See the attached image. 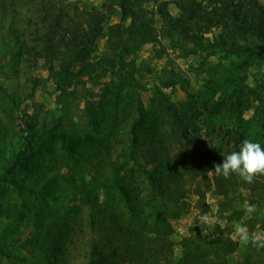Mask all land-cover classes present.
Returning a JSON list of instances; mask_svg holds the SVG:
<instances>
[{
    "label": "rangeland",
    "instance_id": "1",
    "mask_svg": "<svg viewBox=\"0 0 264 264\" xmlns=\"http://www.w3.org/2000/svg\"><path fill=\"white\" fill-rule=\"evenodd\" d=\"M59 1L51 25L37 20L42 0L17 15L0 0V264H264V249L232 237L234 222L264 231V176L204 200L194 186L245 139L264 147V39L243 29H264V0ZM186 144L211 163L165 172L182 190L168 204L132 162L119 168L138 176L133 205L109 170L100 183L98 164L75 163L136 147L152 168L156 145L165 160ZM245 200L258 208L247 219ZM202 213L214 231L193 225Z\"/></svg>",
    "mask_w": 264,
    "mask_h": 264
},
{
    "label": "trees",
    "instance_id": "2",
    "mask_svg": "<svg viewBox=\"0 0 264 264\" xmlns=\"http://www.w3.org/2000/svg\"><path fill=\"white\" fill-rule=\"evenodd\" d=\"M13 1L15 4V10L14 13L17 15L19 13V7L23 6V5H28L31 6L33 5L34 0H10ZM0 9H1V5H0ZM62 11H63V7L60 3L59 0H42V8L40 10V18L38 17V21L44 20L46 23H50L51 25H53L56 22H59L62 19ZM9 13V12H8ZM3 15L5 13H2ZM7 14V13H6ZM244 30H247L249 32L250 35H256L259 36L261 38L264 39V29L260 26V25H255L251 22L244 21ZM179 26V24H178ZM175 27V28H178ZM47 27V26H46ZM48 28V27H47ZM246 32V31H245ZM247 33V32H246ZM40 34V32H39ZM48 34V32L46 33V35ZM49 61L51 62V60L49 59ZM108 125L110 127L113 126V122L109 121ZM133 143L132 145H138L140 143L139 138H137V132L133 131ZM109 135V134H108ZM107 135V139L106 142L109 141V136ZM178 137L182 138V140H185L187 138H185V133H180L178 132ZM101 138V137H100ZM240 142L242 141L241 138L238 139ZM91 145L95 147L98 146V142L95 141L93 143V140L89 139ZM122 141V140H120ZM119 142V140H118ZM122 143V142H121ZM103 145H107L104 144L102 141L100 142V146ZM131 145V146H132ZM91 146V147H92ZM186 148L184 150H182L181 157H179V155L176 156H167V159H163L162 155H160L159 151H162L159 147L156 145V151L154 152V154L152 155L153 161H154V165L152 166V168H148V164L150 163V159L148 158V155H143L146 159V161L144 163H142V161H139V154H136V147H128L129 151L125 152V153H118V156H124L126 155L128 160H124V161H108L106 160V155L104 157L103 152H98L97 149H95L94 151H90L88 153V155H81L84 157H80L79 159L75 160V163L78 164L81 160L83 164H91L93 166H96L98 169L96 170L98 173H100V183L104 182V180H107L108 178L106 177L107 174V170H109L110 172V177H113L112 181H115L116 183V187L120 188L121 193L127 198V202L129 204H135L138 200H140V191H138L137 187L135 186V184L137 183V175L135 173V171L133 172L131 169H129L130 174L132 175V179H128V181L125 179V177H121L120 175H122L121 173V168H119L120 166H124L125 163L127 164H131L135 167L138 168V170H145L143 171L147 178L154 183V186L152 188H150L149 194L152 195V193L154 194L155 191L153 190L154 187L156 189V193L154 195V198H156L157 196L161 198V200L165 201L166 204H168V202H175L178 201L179 197L182 194V190L179 189L180 187L175 185L170 187L169 185H167V183H165V181L163 182V176L165 174V172L168 171V176L173 179V180H177V178H180L178 175V168L176 166H179V163L181 165H183V168L186 170V172L188 173H192L191 169H190V164L194 163L196 159H198L200 161V164L202 163V161H207V164H210V157L206 156L203 153V150L198 146V145H187L186 144ZM158 148V149H157ZM206 156V157H203ZM83 158V159H81ZM181 158V159H180ZM149 159V160H148ZM217 159V157H216ZM164 160V161H163ZM132 165H130V167H132ZM172 166H175L174 168ZM79 167V165H78ZM95 167V168H96ZM214 166H209V167H205L203 173H201L200 178L197 179V181L195 182V194L201 199L204 200L206 198V195L209 191H216L219 194L222 195H227L229 192H231V189H237L238 186L241 183V179L233 174L230 178L225 179L222 176H216L215 174L212 175H208V171H214L213 169ZM137 170V169H135ZM170 170V171H169ZM174 170V171H172ZM132 172V173H131ZM173 172V173H172ZM159 174L160 178L157 177L156 174ZM127 175V173H126ZM120 176V179H119ZM162 177V178H161ZM198 178V177H195ZM94 179V180H93ZM99 179L98 175L94 176L93 174L91 175V181H93L92 183L96 182ZM169 187L171 189H169ZM32 190H36V191H40L39 187L36 188H30V191ZM169 190V191H168ZM148 194V195H149ZM140 198V199H139ZM264 222V219H263ZM130 243V240H127ZM217 241H219V239L217 238ZM228 245V244H227ZM137 247V245H136ZM138 252V251H135ZM224 259H226V257H224ZM223 259V260H224ZM200 263H205L204 261H200ZM223 263V262H222Z\"/></svg>",
    "mask_w": 264,
    "mask_h": 264
},
{
    "label": "clouds",
    "instance_id": "3",
    "mask_svg": "<svg viewBox=\"0 0 264 264\" xmlns=\"http://www.w3.org/2000/svg\"><path fill=\"white\" fill-rule=\"evenodd\" d=\"M223 162L214 164V171H208V175L215 174L225 179L233 174L237 175L247 184H254L258 177L264 176V147L259 142L245 139L239 151H233L223 156ZM244 218H251L258 211L257 205L245 200L243 204ZM218 220L207 213L200 214L193 223L200 227H206L214 231ZM192 225V226H193ZM232 237L241 246H251L256 249H264V231H250L246 223L234 222Z\"/></svg>",
    "mask_w": 264,
    "mask_h": 264
}]
</instances>
